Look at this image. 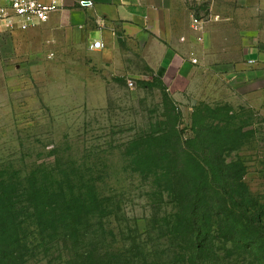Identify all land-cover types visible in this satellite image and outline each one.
Instances as JSON below:
<instances>
[{"label":"rangeland","instance_id":"374dc122","mask_svg":"<svg viewBox=\"0 0 264 264\" xmlns=\"http://www.w3.org/2000/svg\"><path fill=\"white\" fill-rule=\"evenodd\" d=\"M203 6L196 1L205 17ZM20 59L3 64V76L0 68V184L10 189L2 202L22 211L26 264H189L191 255L171 244L168 191L131 161V143L164 129L174 108L186 136L195 112L226 128L223 156L243 164L255 210L264 214V77L233 85L198 70L172 88L136 63L130 76L109 78L106 58L80 44L53 43L32 62ZM33 187L81 195L92 205L90 227L39 232L29 208ZM211 243L218 261L203 264H264L242 240L215 235Z\"/></svg>","mask_w":264,"mask_h":264},{"label":"crops","instance_id":"0c3cea01","mask_svg":"<svg viewBox=\"0 0 264 264\" xmlns=\"http://www.w3.org/2000/svg\"><path fill=\"white\" fill-rule=\"evenodd\" d=\"M78 1L58 0L46 22L25 30L0 22L2 76L3 64L32 62L58 43L105 57L109 78L130 76L136 63L172 88L198 70L233 85L264 77V0H203L205 17L197 15V0ZM193 18L203 19L201 30ZM95 41L103 48L91 49Z\"/></svg>","mask_w":264,"mask_h":264},{"label":"trees","instance_id":"16d2710c","mask_svg":"<svg viewBox=\"0 0 264 264\" xmlns=\"http://www.w3.org/2000/svg\"><path fill=\"white\" fill-rule=\"evenodd\" d=\"M170 113L173 119L164 129L131 143L137 147L131 161L141 171L154 175L173 201L172 246L191 255L189 264L217 262L211 253V240L216 235L230 243L244 241L264 263V214L255 210L243 181V164L223 156L226 128L212 127L195 112L191 133L186 136L176 124L177 109ZM9 191L0 184V264H26L25 245L19 237L26 230L19 219L22 211L13 210V202H2ZM28 197L32 200L31 215L41 233L78 234L79 226L85 222L90 227L93 221L91 203L85 204L81 195L63 188L49 192L33 187ZM39 197L50 201H40Z\"/></svg>","mask_w":264,"mask_h":264},{"label":"built area","instance_id":"2783aa9c","mask_svg":"<svg viewBox=\"0 0 264 264\" xmlns=\"http://www.w3.org/2000/svg\"><path fill=\"white\" fill-rule=\"evenodd\" d=\"M58 0H0V22L9 29L25 30L39 23L46 22L50 15L57 10ZM92 0H79L82 7L92 6ZM193 27L199 31L203 26V19L193 18ZM200 39V38H199ZM101 41H95L91 49L103 48ZM192 62H196L193 59ZM133 85V82L129 83Z\"/></svg>","mask_w":264,"mask_h":264}]
</instances>
